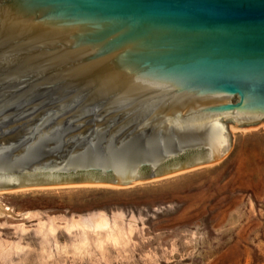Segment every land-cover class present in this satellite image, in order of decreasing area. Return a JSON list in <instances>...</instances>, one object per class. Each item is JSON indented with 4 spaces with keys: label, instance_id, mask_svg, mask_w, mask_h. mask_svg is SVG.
Returning a JSON list of instances; mask_svg holds the SVG:
<instances>
[{
    "label": "water",
    "instance_id": "obj_1",
    "mask_svg": "<svg viewBox=\"0 0 264 264\" xmlns=\"http://www.w3.org/2000/svg\"><path fill=\"white\" fill-rule=\"evenodd\" d=\"M264 125V0H0V192L125 188Z\"/></svg>",
    "mask_w": 264,
    "mask_h": 264
},
{
    "label": "rangeland",
    "instance_id": "obj_2",
    "mask_svg": "<svg viewBox=\"0 0 264 264\" xmlns=\"http://www.w3.org/2000/svg\"><path fill=\"white\" fill-rule=\"evenodd\" d=\"M212 165L130 187L0 192V264H264V125Z\"/></svg>",
    "mask_w": 264,
    "mask_h": 264
},
{
    "label": "bare ground",
    "instance_id": "obj_3",
    "mask_svg": "<svg viewBox=\"0 0 264 264\" xmlns=\"http://www.w3.org/2000/svg\"><path fill=\"white\" fill-rule=\"evenodd\" d=\"M178 174V173H177ZM175 175V174H174ZM70 187H74V186H70ZM82 187V186H81ZM53 188H65V187H53ZM22 189H30V188H22ZM18 190H20V189H18ZM13 191H16V190H13Z\"/></svg>",
    "mask_w": 264,
    "mask_h": 264
}]
</instances>
